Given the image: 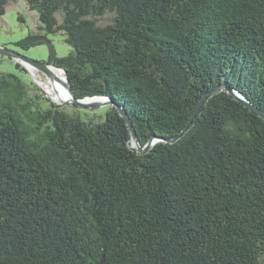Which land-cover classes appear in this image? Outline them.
<instances>
[{"label": "trees", "instance_id": "obj_1", "mask_svg": "<svg viewBox=\"0 0 264 264\" xmlns=\"http://www.w3.org/2000/svg\"><path fill=\"white\" fill-rule=\"evenodd\" d=\"M26 1L15 46L162 140L141 153L116 106L87 119L0 72V264H264V118L221 89L186 129L222 84L264 111V0Z\"/></svg>", "mask_w": 264, "mask_h": 264}, {"label": "rangeland", "instance_id": "obj_2", "mask_svg": "<svg viewBox=\"0 0 264 264\" xmlns=\"http://www.w3.org/2000/svg\"><path fill=\"white\" fill-rule=\"evenodd\" d=\"M59 18L61 20V16H59ZM39 23L40 21L38 12L36 10L30 9L26 0L10 1V3L7 5L6 13L3 16H0V44L5 45L10 49L19 50L21 53L29 57L46 61L50 51L49 44L46 43L43 45H38L30 48L29 50L20 49L14 44L15 41L25 37L30 32L36 31ZM50 38L59 56L67 55L72 50V46L65 41V37L62 34H53L50 35ZM16 63H18L16 60H11L6 55H0V72H12L21 75L26 80L31 79L38 84V82L34 80L29 70L26 73L25 71L17 68ZM21 65L24 67L23 64ZM39 73L43 78L47 76L40 70ZM38 86L40 85L38 84ZM40 88L42 87L40 86ZM43 91L45 92L46 96L50 98L44 89ZM109 106L110 105L83 110L76 108L70 103L62 105V107L70 111L81 110L84 118L87 119L92 118L95 115L105 116Z\"/></svg>", "mask_w": 264, "mask_h": 264}, {"label": "water", "instance_id": "obj_3", "mask_svg": "<svg viewBox=\"0 0 264 264\" xmlns=\"http://www.w3.org/2000/svg\"><path fill=\"white\" fill-rule=\"evenodd\" d=\"M0 55H6L9 58H12L13 60H16L18 63L20 64H24L23 61L28 62L29 64H31L32 66H34L35 68L39 69L42 73L46 74L47 76L51 77V78H59L58 75L55 73V71L52 69V67L57 68L62 70L65 73V84L69 90V93L72 97V105H75L78 108H82V109H94L97 107H101V106H108V105H113L116 106V108L118 109V111L120 112L121 116L126 120V123L128 125V128L131 132V137H132V145L141 153L146 152L151 146H153L157 141L162 140V138L157 137V136H153L149 142L146 145H142L139 137L137 135V131L135 129V126L133 124V121L131 120L129 114L127 113L126 109L123 106H120L119 104L114 103V101L112 100V98L108 97V96H91V97H86L83 99H79L76 97L69 78L67 76V73L65 71V69L58 67L52 63H49L48 61H44V60H39V59H35L32 57H29L23 53H21L19 50H15V49H10L5 45L0 44ZM25 69H27V67L24 65ZM28 70V69H27ZM221 89H227L237 100L241 101L242 103H244L245 105H247L248 107H250L251 109L257 111L263 118H264V111L257 108L255 105H253V103H251L248 99H246V97L239 91H235L233 90L230 86H228L227 84H222L219 85L215 88H212L209 91H206L201 100L200 103L198 105V107L196 108V111L194 112L192 118L190 119V122L188 123V125L186 126V129L189 128L190 123L192 122L193 118L196 116V114L198 113V111L200 110L201 106L204 104L206 98L208 97V95L210 94H214L218 91H220ZM100 98L99 100H93V101H87L88 98ZM181 135H179L178 137H180ZM178 137L174 138V139H169L168 141L172 142L175 141Z\"/></svg>", "mask_w": 264, "mask_h": 264}, {"label": "bare ground", "instance_id": "obj_4", "mask_svg": "<svg viewBox=\"0 0 264 264\" xmlns=\"http://www.w3.org/2000/svg\"><path fill=\"white\" fill-rule=\"evenodd\" d=\"M27 69L32 74L33 78L38 84L47 92L51 99L59 105H66L71 103L72 97L70 98L69 90L65 84V73L57 68L52 67L55 73L58 75L57 78H51L46 76L45 78L39 73V69L35 68L26 61H23ZM100 98H88L87 101L99 100Z\"/></svg>", "mask_w": 264, "mask_h": 264}]
</instances>
